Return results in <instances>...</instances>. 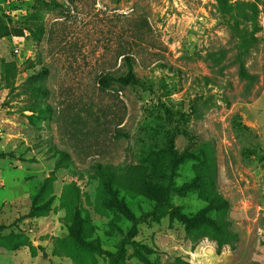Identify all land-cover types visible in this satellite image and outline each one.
I'll list each match as a JSON object with an SVG mask.
<instances>
[{
	"label": "rangeland",
	"instance_id": "rangeland-1",
	"mask_svg": "<svg viewBox=\"0 0 264 264\" xmlns=\"http://www.w3.org/2000/svg\"><path fill=\"white\" fill-rule=\"evenodd\" d=\"M255 5L263 28L264 0ZM0 21L10 34L0 39V264H264L262 33L240 49L215 0H0ZM126 57L146 89H102ZM209 156L228 203L209 216L233 239L171 220L207 206ZM96 164L114 169L130 218L110 205ZM195 179V191H178ZM76 214L99 251L70 237Z\"/></svg>",
	"mask_w": 264,
	"mask_h": 264
},
{
	"label": "trees",
	"instance_id": "trees-1",
	"mask_svg": "<svg viewBox=\"0 0 264 264\" xmlns=\"http://www.w3.org/2000/svg\"><path fill=\"white\" fill-rule=\"evenodd\" d=\"M218 4L219 13L224 18V21L228 25V27L233 32V35L235 38L239 40V48L243 51H247V48L253 45V43L256 41V35L257 33H262L263 39H264V27L259 28L256 22L257 18V7L255 5V2L257 0H253L252 3H240L236 5H229L227 1L225 0H215ZM248 22L251 27V31H245L240 29V22ZM40 31V30H39ZM9 30L8 27L3 24L0 21V39L9 36ZM124 65L126 67V72L119 76H110V75H104L99 78L98 84L102 89H106L110 83H118L119 85L126 87L130 85H138L142 89H146V87L143 85L141 80L135 75L133 72V61L131 58L126 57L123 58ZM236 61L238 63V76L241 80L245 81L247 83L246 89L250 90L251 84L254 81V76L249 74L242 63L240 56H237ZM9 68L14 69L15 64L14 63H8L4 66L5 72L8 71ZM47 74V70L43 69L40 72V75L42 78L45 77ZM41 94H47L44 89L38 90ZM232 129L235 133L236 137L243 136V131H249L248 128L245 126H242L240 118L238 116L234 117L232 120ZM173 137V136H171ZM257 148H252L250 150H245L243 155L245 157H249L251 154H255V150ZM168 153H171V150L169 149L167 151ZM174 157V154H173ZM259 161L263 162L264 164V154H261L257 158ZM207 161H209L207 163ZM203 163H207V190H208V203L207 206L200 210L196 215L194 216H187L180 214L177 211H174L171 214V220L175 219L177 222L182 224L186 230H194L198 229L201 226H207L215 231H219L223 234L224 239H233L236 237L235 234H231L230 230H228V223L226 221H223L222 224L224 225L221 227L216 220H214L212 217L209 216L211 212H218L222 211L225 212L228 208V203L226 200H223L218 196L216 193V165L214 162V158L209 156L207 159H202ZM95 172L98 174V176L101 179L103 192L107 194L109 197V203L112 207L118 209L121 211L125 216L131 217L130 212L127 210V208L118 200L116 199L114 195V183H115V174L114 169L111 165H101L96 164L95 165ZM198 188V182L197 179H195L193 182L186 184L178 189V191L182 193H190L195 191ZM153 190L151 188H147V194H151ZM153 197V196H152ZM156 201L161 202L163 199V193L159 192L157 196H155ZM165 200H166V194H165ZM135 234V230H132L131 234L129 235V238H132ZM69 235L73 239V241L76 243V245L81 248L84 251H87L89 253H94L99 251V248L91 243H88L84 240L83 237V230H82V220L80 219L79 215H75V224L74 226L69 229ZM222 242L218 243L217 252H220V249L222 248Z\"/></svg>",
	"mask_w": 264,
	"mask_h": 264
},
{
	"label": "built area",
	"instance_id": "built-area-1",
	"mask_svg": "<svg viewBox=\"0 0 264 264\" xmlns=\"http://www.w3.org/2000/svg\"><path fill=\"white\" fill-rule=\"evenodd\" d=\"M14 52H15L16 54L20 53V52H19V49H15Z\"/></svg>",
	"mask_w": 264,
	"mask_h": 264
}]
</instances>
